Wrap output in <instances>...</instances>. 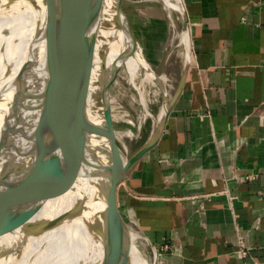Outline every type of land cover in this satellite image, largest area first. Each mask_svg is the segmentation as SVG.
I'll return each instance as SVG.
<instances>
[{
	"label": "crops",
	"instance_id": "crops-1",
	"mask_svg": "<svg viewBox=\"0 0 264 264\" xmlns=\"http://www.w3.org/2000/svg\"><path fill=\"white\" fill-rule=\"evenodd\" d=\"M181 1L186 80L118 204L159 248L155 264H264V0Z\"/></svg>",
	"mask_w": 264,
	"mask_h": 264
},
{
	"label": "water",
	"instance_id": "water-1",
	"mask_svg": "<svg viewBox=\"0 0 264 264\" xmlns=\"http://www.w3.org/2000/svg\"><path fill=\"white\" fill-rule=\"evenodd\" d=\"M19 1L32 6L42 3L44 13L37 20L25 62L7 80L15 85L16 94L6 121L7 135L0 145V165L13 153L24 173L21 179L16 178L14 186L12 204L16 222L28 239L74 219H82L89 233L95 235V216L78 180L82 169L93 166V140L100 132L103 112L106 114L103 100L115 3L114 0H7L6 6ZM183 8L184 31L189 30V20L184 5ZM189 64H185L175 94L166 105L169 108L153 135L129 156L122 157L109 126L112 144L119 150L109 190L120 231L123 264L130 262L131 229L130 221L118 206V187L160 140L183 89ZM89 136L92 138L87 139ZM67 192L75 199L60 197ZM51 197L69 206L51 219L31 221ZM139 231L144 233L140 227ZM24 245L1 249L0 263L5 264L4 260L11 256H20ZM114 246L112 243L110 248L115 250Z\"/></svg>",
	"mask_w": 264,
	"mask_h": 264
},
{
	"label": "bare ground",
	"instance_id": "bare-ground-1",
	"mask_svg": "<svg viewBox=\"0 0 264 264\" xmlns=\"http://www.w3.org/2000/svg\"><path fill=\"white\" fill-rule=\"evenodd\" d=\"M6 3L7 0H0V145L7 135L6 121H8L13 109L16 94L15 85L8 84L7 80L16 75L25 62L27 48L34 36L37 20L44 13L42 3L41 5L36 3L32 6L25 1H19L8 5V7ZM114 3L113 29L107 53L108 68L119 57V49H123L128 70L134 73L142 67L145 79L155 85V91L164 93L165 75L156 73L146 60L142 46L129 25L121 23L125 21V14L116 0H114ZM164 3L167 8L178 9L181 14L182 12L184 14L181 0H164ZM115 24H118L121 28L119 27V29ZM181 40L185 47V64H188L191 59L189 30L185 29L182 32ZM168 108L169 106L164 107L159 118L166 114ZM108 119V116L103 113L100 132L96 134L93 140L91 154L94 159L93 166L82 169L78 180V185L83 188L87 195L90 212L95 216V235L89 233V229L86 228L82 219H74L49 229L38 236L29 239L25 237L24 230L17 225L15 208L12 204V201H15L14 186L16 178L19 177L17 180L21 179L24 173L21 167L17 166V160L13 153H9L7 159L1 163L0 250L25 243L23 251H20L22 254L9 257L4 260L5 264H123L121 260L123 248L120 243V231L116 226L115 211L110 203L112 195L109 190V180L118 160L119 150L112 144V133L109 130V124H107ZM124 132L130 133L132 130L117 131L115 133L118 137H121ZM91 138L89 136L87 139ZM60 197L75 199L71 192H67ZM68 206V203L62 204L56 198L51 197L33 215L31 221L51 219ZM124 211L127 218L134 222V212L130 209ZM144 236L139 230H130L129 264H149L139 247L140 242L145 238ZM112 243L115 244V250L110 248Z\"/></svg>",
	"mask_w": 264,
	"mask_h": 264
},
{
	"label": "rangeland",
	"instance_id": "rangeland-1",
	"mask_svg": "<svg viewBox=\"0 0 264 264\" xmlns=\"http://www.w3.org/2000/svg\"><path fill=\"white\" fill-rule=\"evenodd\" d=\"M116 2L125 14V21L121 23L129 25L142 46L146 60L156 73L165 75L166 83L164 93H157L155 85L145 79L142 67L134 73L128 70L125 52L119 49V59H115L107 72L103 110L109 117L107 124L109 122L113 131L114 143L119 146L122 157H126L153 135L160 114L175 94L185 64V47L181 40L184 18L178 9L167 8L164 0ZM115 26L121 28L118 24ZM125 130L132 132H124L121 137L115 133ZM132 222H129L130 229L139 230ZM144 237L139 247L149 264H154L160 250L146 234Z\"/></svg>",
	"mask_w": 264,
	"mask_h": 264
},
{
	"label": "built area",
	"instance_id": "built-area-1",
	"mask_svg": "<svg viewBox=\"0 0 264 264\" xmlns=\"http://www.w3.org/2000/svg\"><path fill=\"white\" fill-rule=\"evenodd\" d=\"M253 177H254V175L251 174V173L247 175V178H253ZM238 252L244 258L250 257V247L246 244L243 236H240L239 237V241H238Z\"/></svg>",
	"mask_w": 264,
	"mask_h": 264
}]
</instances>
